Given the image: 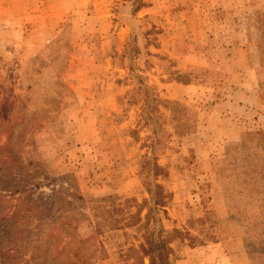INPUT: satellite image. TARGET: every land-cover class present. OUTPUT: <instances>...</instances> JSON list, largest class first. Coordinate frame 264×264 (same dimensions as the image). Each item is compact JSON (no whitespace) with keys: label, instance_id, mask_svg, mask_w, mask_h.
Segmentation results:
<instances>
[{"label":"rangeland","instance_id":"rangeland-1","mask_svg":"<svg viewBox=\"0 0 264 264\" xmlns=\"http://www.w3.org/2000/svg\"><path fill=\"white\" fill-rule=\"evenodd\" d=\"M143 3L0 0V248L20 251L8 264H136L151 232L173 230L170 264H217L232 229L264 264V124L234 141L216 137L231 123L194 121L254 66L264 95V0ZM170 82L214 90L189 106Z\"/></svg>","mask_w":264,"mask_h":264},{"label":"crops","instance_id":"crops-1","mask_svg":"<svg viewBox=\"0 0 264 264\" xmlns=\"http://www.w3.org/2000/svg\"><path fill=\"white\" fill-rule=\"evenodd\" d=\"M204 57V54H188L185 58L195 61L204 59ZM256 73L257 71L254 66L246 71L245 76H247V78H240V80L233 83L229 81L230 84L224 81V86L226 87L217 100H212L210 106L205 110L196 108L199 113L194 120L196 125L203 127L206 123V117L207 119L210 118V120L217 125L223 122L231 123L233 127L229 132H226V134L225 125H220L218 131L224 132V135L216 137L236 141L245 132L251 131V129L248 128L251 124H264V95L261 90L262 86L258 84ZM165 88H167L168 98L170 100L176 103L184 102L189 106H191V103L202 102L205 97V91L212 97L214 90L213 85L212 88H205L202 86V83L181 85L176 82H170ZM202 96L204 97L202 98ZM194 98H196L195 101ZM205 136L206 133L203 128L201 131L194 134V138H197L199 141L204 139ZM200 143L202 148H207V145L202 144V142ZM236 232V229H232L233 234L230 239L214 244L212 251L220 252L217 255V264H220V262L221 264H251L246 250L244 249L242 238L238 235L239 233Z\"/></svg>","mask_w":264,"mask_h":264},{"label":"trees","instance_id":"trees-1","mask_svg":"<svg viewBox=\"0 0 264 264\" xmlns=\"http://www.w3.org/2000/svg\"><path fill=\"white\" fill-rule=\"evenodd\" d=\"M131 1V5L133 8V13H136L141 8L145 7L143 0H128ZM152 96L149 98L147 97V94L145 97L152 101L153 103H157L156 105H163V103H166V101H163L159 98V96L156 93V90L154 88L151 89ZM136 92L140 93H147V88L142 87L140 88V85L137 87ZM3 117V116H2ZM160 171H162V168L156 164H153L152 166V175L154 177H158L160 174ZM152 204L155 208H165L167 205V199L170 197V195L165 192L162 188V186L158 185L155 187L154 192H149ZM169 200V199H168ZM186 233V232H184ZM9 234L4 235L2 241L9 242ZM183 234L182 232H179L178 230H173L171 234H169L167 237H163L162 235H157L155 232H151L148 235L147 241L144 246L140 248V253L138 254V262L136 264H145L144 259H147L148 264H170V258L173 256V249L171 248V243L175 240L180 238L181 241H183L182 238ZM175 238V239H174ZM20 251L13 248H7L2 249L0 248V264H8V260H13L15 255L18 254ZM22 252L27 253V251L23 250ZM23 253V255H24Z\"/></svg>","mask_w":264,"mask_h":264}]
</instances>
